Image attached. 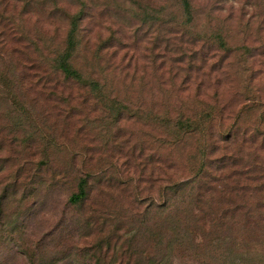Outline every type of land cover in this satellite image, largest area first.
Masks as SVG:
<instances>
[{
	"label": "rangeland",
	"instance_id": "obj_1",
	"mask_svg": "<svg viewBox=\"0 0 264 264\" xmlns=\"http://www.w3.org/2000/svg\"><path fill=\"white\" fill-rule=\"evenodd\" d=\"M189 1L181 37L171 0H0V264L126 263L149 244L171 264H264L243 222L183 242L198 215L188 189L163 208V165L189 177L203 137L182 143L152 116L209 115L213 134L240 129V166L264 160V0ZM73 15L79 81L53 69Z\"/></svg>",
	"mask_w": 264,
	"mask_h": 264
},
{
	"label": "trees",
	"instance_id": "obj_2",
	"mask_svg": "<svg viewBox=\"0 0 264 264\" xmlns=\"http://www.w3.org/2000/svg\"><path fill=\"white\" fill-rule=\"evenodd\" d=\"M177 9L180 11L181 16H184L183 23L180 26V30L177 29L178 35L185 36V27L192 22L193 16L191 12V5L189 0H171ZM78 15H73L69 19V29L66 39V49L63 53H57L55 59H53V69L62 75L64 79L80 80L77 70L71 64V51L73 48V34L76 30L78 21ZM168 32H171L168 31ZM9 72V71H8ZM2 80L0 82L9 83L6 76H0ZM23 80V78H21ZM86 87L87 92L101 101L106 96L101 86L95 80L83 81L81 83ZM187 93L186 89H183L182 94ZM196 106V105H195ZM111 109L113 112L119 114L120 108L118 103H111ZM210 111V108L208 109ZM195 115V114H194ZM186 116L179 114L176 116H166L158 118L163 123L168 136H180L181 142L185 141V144L194 139V136L199 133L203 137V141L193 153L190 155L189 163V177H185L183 181L175 179L174 173L176 171L173 163L166 161L163 165V194L165 197V204L163 208L167 206L169 199L176 195L178 191L183 188L188 189V194L192 195L194 203L198 206L197 214L193 221L194 231L191 234L184 232L182 241L188 244L190 247H194V240L197 241L195 246L199 243L202 245L206 236L219 231H225L226 228L236 223L243 222L244 226L249 228L251 234L249 237L253 238L256 245H260L262 248L260 251L264 252V160L259 162L255 156L251 164H245L240 166V151L242 142L244 139L239 135L238 131L228 130L225 133L220 131L211 133L213 129V118L209 115H202L199 117ZM225 119L218 117L214 118V121L220 126V122ZM233 127H235L233 125ZM232 127V128H233ZM257 135V134H255ZM208 136V140L213 138L221 144H215L214 141H210V144H206L204 138ZM254 137V136H253ZM214 140V139H213ZM199 142V141H198ZM231 144L237 145L239 148L234 152L229 151ZM226 145V146H225ZM232 147V146H231ZM235 148V147H233ZM264 146H259V150H262ZM208 150L215 155L216 162L206 161ZM169 159V158H168ZM85 182L83 179H79L77 182V191L71 195L68 201L71 204H76L83 200L85 197L84 191ZM194 191L195 193H193ZM216 227H221L218 229ZM253 234V235H252ZM170 235H167L169 237ZM254 236V237H253ZM132 237H135L133 235ZM150 242L154 244L155 234L153 232L149 235ZM167 237H163V241ZM135 240V238H134ZM168 244L163 243V248H167ZM120 252L123 249L119 248ZM118 250V253H119ZM148 253L144 254L142 251H137L136 260H130V262H121L118 264H171L167 256H161L160 260H156L151 254L154 251V246L148 245Z\"/></svg>",
	"mask_w": 264,
	"mask_h": 264
}]
</instances>
